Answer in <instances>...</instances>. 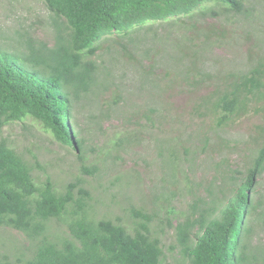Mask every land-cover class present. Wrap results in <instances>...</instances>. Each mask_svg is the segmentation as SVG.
Listing matches in <instances>:
<instances>
[{"label": "trees", "instance_id": "trees-1", "mask_svg": "<svg viewBox=\"0 0 264 264\" xmlns=\"http://www.w3.org/2000/svg\"><path fill=\"white\" fill-rule=\"evenodd\" d=\"M42 1L52 14L53 44L28 39L22 55L0 49V128L16 121L37 122L54 142L73 149L83 164L84 143L72 122V102L101 94L108 85L97 81L92 57L103 47L131 56L128 44L148 35L164 43L177 31L181 35L170 40L173 46L162 60L167 74L171 67L175 73L165 86L206 90L197 103L203 110L195 108L201 117L211 115L221 124L264 104V61L246 72L207 67L206 54L224 37L225 26L204 22L247 16L244 0ZM144 81L154 96L163 92L155 79L144 76ZM125 140L138 141L137 131ZM35 168L41 166L0 138V227L18 230L34 244L29 257L13 263L1 255L0 264H162L163 248L149 229L148 214L133 210L141 220L132 231L110 218L90 216V192L81 178L57 190L49 175L37 181ZM81 168L86 174L97 171L95 165ZM263 171L264 134L246 176L230 193L209 201L193 198L188 210L167 221L185 264H264V245L255 236V221L264 227V213L252 196L255 177ZM54 218L66 225L68 236H47L46 222Z\"/></svg>", "mask_w": 264, "mask_h": 264}, {"label": "rangeland", "instance_id": "rangeland-1", "mask_svg": "<svg viewBox=\"0 0 264 264\" xmlns=\"http://www.w3.org/2000/svg\"><path fill=\"white\" fill-rule=\"evenodd\" d=\"M244 2L247 16L204 22L225 26L224 37L206 54L211 71L246 72L264 61V0ZM28 39L53 44L51 12L42 0H0V49L22 55ZM170 40L163 43L148 35L127 45L131 56L103 47L92 57L97 81L108 85L101 94L89 93L72 102V122L84 143L83 164L73 149L54 142L37 122L8 123L0 128V138L41 166L32 170L37 181L49 175L61 190L65 182L81 178L90 192V216L110 218L132 231L141 220L133 210L148 214L149 229L163 248L162 264H185L167 221L188 210L193 198L223 197L244 179L263 138L264 104L221 124L211 115L201 117L195 108L203 110L197 103L206 90L165 86L175 74L171 66L167 74L162 62L173 46ZM144 76L158 81L163 92L151 94ZM134 131L139 140L126 141ZM82 165H95L97 171L80 172ZM253 188L254 203L264 213V171L255 177ZM170 209H175L171 215ZM255 224L256 240L264 245L263 224ZM46 234L58 240L68 231L54 218L46 222ZM33 246L22 232L0 227V256L17 263L30 256Z\"/></svg>", "mask_w": 264, "mask_h": 264}]
</instances>
